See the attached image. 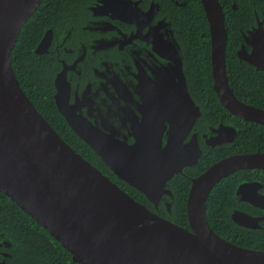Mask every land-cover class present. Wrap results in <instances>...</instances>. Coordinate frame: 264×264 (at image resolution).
<instances>
[{
    "label": "water",
    "instance_id": "water-1",
    "mask_svg": "<svg viewBox=\"0 0 264 264\" xmlns=\"http://www.w3.org/2000/svg\"><path fill=\"white\" fill-rule=\"evenodd\" d=\"M108 1L100 2L113 3ZM41 2L0 0V192L78 264H264V251L230 243L205 218L212 188L236 170L264 168V153L221 159L192 179L185 228L174 217H161L134 200L53 130L20 87L9 62L21 27ZM200 2L209 27L214 89L221 103L241 118L264 123V112L237 101L227 84V35L220 3ZM255 16V25L244 37L251 52L238 56L264 70V21ZM57 100L70 128L119 180L155 206L162 199L172 204L169 182L181 171L177 166L195 165L199 155L195 146L187 148L183 142L199 115L184 79L181 100L159 103L161 108L145 119L132 144L75 116L67 97ZM0 238L12 243L3 232Z\"/></svg>",
    "mask_w": 264,
    "mask_h": 264
},
{
    "label": "flooded vegetation",
    "instance_id": "flooded-vegetation-1",
    "mask_svg": "<svg viewBox=\"0 0 264 264\" xmlns=\"http://www.w3.org/2000/svg\"><path fill=\"white\" fill-rule=\"evenodd\" d=\"M100 1L61 3L47 11L38 27L42 31L29 49L33 66L26 73L35 72L57 111V98L63 95L75 116L119 139L124 137L129 144L134 142V134L144 127L145 119L161 108L159 103L164 105L171 98L175 102L181 100L184 79L199 115L183 142L187 148L195 146L199 155L195 165L177 166L181 171L169 182L172 204L162 199L155 206L119 180L102 162L117 180L145 200L146 204H141L161 217L171 216L175 220L176 192L181 181L190 184L221 159L264 153V123L241 118L221 103L214 89L211 48V90L216 103L210 104L202 91L193 88L199 86L189 71L188 49L177 35L170 5L156 0H109L113 2L110 5ZM169 1L172 6L185 5L178 0ZM231 6L236 9L234 2ZM254 25L245 27L247 30L240 29L241 38L234 52L245 65L236 66L229 81L225 56V74L237 101L264 112V85L260 80L264 70L256 69L238 56V53L251 52L244 37ZM41 41L44 43L38 47ZM227 178L232 187L226 214L234 226L223 232L218 229L221 235L216 234L227 241L258 235L264 241V168L239 169L221 180ZM5 242L0 238V262L4 259V264H8L14 258V250L12 243Z\"/></svg>",
    "mask_w": 264,
    "mask_h": 264
},
{
    "label": "trees",
    "instance_id": "trees-1",
    "mask_svg": "<svg viewBox=\"0 0 264 264\" xmlns=\"http://www.w3.org/2000/svg\"><path fill=\"white\" fill-rule=\"evenodd\" d=\"M80 1L82 0H42L21 27L10 52L9 62L20 87L53 130L84 159L107 175L122 190H125L134 200L146 204L145 200L139 197L136 192L117 180L93 151L67 126L55 108L49 93L45 92L44 86L39 83L35 72L26 73L27 68L33 66L31 60L33 54L29 52V49L34 44L36 35L42 31L38 27L43 15L47 11H51L57 4L63 3L64 5ZM156 1H163V4L166 3L171 6L170 13L173 15L177 35L183 39L188 49L189 71L192 73L193 82L199 86L193 88L202 91L210 104L216 103L214 93L211 90L209 27L200 0H178L185 3L183 6H172L169 0ZM218 2L225 18L227 32L226 71L230 81L236 66L245 65L238 61L234 54L241 38L240 29L247 30L245 27L255 24L254 12L264 21V0H218ZM233 2L236 5L234 10L231 6ZM197 72L198 76H195ZM243 78L246 79L245 76ZM260 80L264 85V73H261ZM189 185V182L183 181L178 185L175 201L176 219L173 220L185 228H188L185 203ZM231 187L228 178L221 180L212 188L206 200L205 218L210 228L219 235L221 234L218 229L223 232L226 228L230 229L234 226L229 222L226 214ZM0 232L5 233L13 244L14 258L8 264H78L72 261L69 252L54 240L45 229L36 224L1 192ZM228 241L239 247L264 251L262 244L264 241L259 235L252 238H242L238 241L237 239H228Z\"/></svg>",
    "mask_w": 264,
    "mask_h": 264
}]
</instances>
